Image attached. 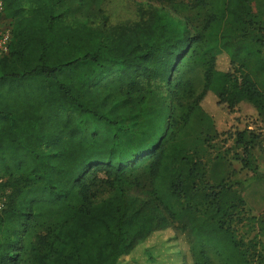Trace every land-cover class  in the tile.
Listing matches in <instances>:
<instances>
[{
    "label": "trees",
    "instance_id": "trees-1",
    "mask_svg": "<svg viewBox=\"0 0 264 264\" xmlns=\"http://www.w3.org/2000/svg\"><path fill=\"white\" fill-rule=\"evenodd\" d=\"M0 1V264L138 249L155 264L146 245L165 232L159 246L187 237L190 264H264V214L252 239L235 227L246 181L204 161L218 115L264 117V0H98L87 21L68 0ZM232 135L248 151L263 140Z\"/></svg>",
    "mask_w": 264,
    "mask_h": 264
},
{
    "label": "rangeland",
    "instance_id": "rangeland-1",
    "mask_svg": "<svg viewBox=\"0 0 264 264\" xmlns=\"http://www.w3.org/2000/svg\"><path fill=\"white\" fill-rule=\"evenodd\" d=\"M67 7L68 15L81 21H87L97 14L99 2L98 0H68ZM112 8L116 10L118 16H129L131 12V7L129 8L124 3H112ZM239 117L240 115L231 113L221 119V115H218L219 126L225 134L207 145L208 153L204 161L209 170L214 169L217 173L224 170L230 177L229 179L246 181V187L242 192L245 200L244 215L246 220L235 227L238 237L247 241L257 233V226L251 219L264 214V150L258 144L248 151L243 143L238 142L236 136L232 134L247 128L260 134L261 140L264 139V117L262 120L249 119L247 122ZM229 135L232 136L229 137ZM216 159H220V161H216ZM214 163L216 164L214 165ZM161 236L163 239L160 236L152 238L151 242L146 245V247L148 246L147 250H151L154 256H158L159 261L170 256L171 259H176L179 264H190L188 241L184 234L180 233L176 237L174 236V240L172 238L173 241L170 239L165 245L159 246L158 242L172 237L173 232H165ZM258 239L263 241L261 237ZM179 251L183 253L184 257H176ZM143 253L138 249L132 256L124 258L125 260L120 264H142ZM159 261L158 263L156 261L155 264H160Z\"/></svg>",
    "mask_w": 264,
    "mask_h": 264
},
{
    "label": "built area",
    "instance_id": "built-area-1",
    "mask_svg": "<svg viewBox=\"0 0 264 264\" xmlns=\"http://www.w3.org/2000/svg\"><path fill=\"white\" fill-rule=\"evenodd\" d=\"M3 17V3L0 1V57L8 53V46L11 39V28L7 26L2 20ZM260 147L264 150V139L260 143ZM6 198L0 194V214L5 207Z\"/></svg>",
    "mask_w": 264,
    "mask_h": 264
}]
</instances>
